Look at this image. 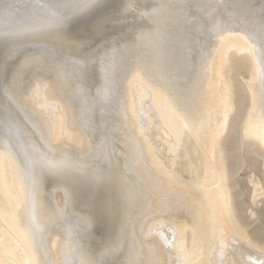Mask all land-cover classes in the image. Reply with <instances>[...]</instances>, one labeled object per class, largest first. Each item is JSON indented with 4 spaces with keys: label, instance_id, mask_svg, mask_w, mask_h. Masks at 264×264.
Masks as SVG:
<instances>
[{
    "label": "bare ground",
    "instance_id": "1",
    "mask_svg": "<svg viewBox=\"0 0 264 264\" xmlns=\"http://www.w3.org/2000/svg\"><path fill=\"white\" fill-rule=\"evenodd\" d=\"M84 4L0 0V264H264V0Z\"/></svg>",
    "mask_w": 264,
    "mask_h": 264
},
{
    "label": "rangeland",
    "instance_id": "2",
    "mask_svg": "<svg viewBox=\"0 0 264 264\" xmlns=\"http://www.w3.org/2000/svg\"><path fill=\"white\" fill-rule=\"evenodd\" d=\"M245 150L246 149L242 150L240 156V160L243 161L244 167L238 174L243 182L242 185L245 190V195L242 197V201L245 204L243 205V216H245L248 222H253L254 224L258 220L262 224L260 233L264 240V176L260 171V160L253 154L245 152ZM255 187L259 189V194L252 198L253 193L251 192L254 191ZM233 193L232 190V194Z\"/></svg>",
    "mask_w": 264,
    "mask_h": 264
},
{
    "label": "snow or ice",
    "instance_id": "3",
    "mask_svg": "<svg viewBox=\"0 0 264 264\" xmlns=\"http://www.w3.org/2000/svg\"><path fill=\"white\" fill-rule=\"evenodd\" d=\"M92 3H93V0H85V4H84V6H85V7H88V6H90Z\"/></svg>",
    "mask_w": 264,
    "mask_h": 264
}]
</instances>
